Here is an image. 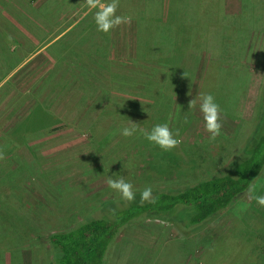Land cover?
I'll return each mask as SVG.
<instances>
[{
    "label": "rangeland",
    "instance_id": "obj_1",
    "mask_svg": "<svg viewBox=\"0 0 264 264\" xmlns=\"http://www.w3.org/2000/svg\"><path fill=\"white\" fill-rule=\"evenodd\" d=\"M164 1L120 0L117 14L131 17L136 47L140 22L150 36L168 19ZM241 5L239 14L218 16L206 7L199 26L210 24L211 33L197 36L172 64L163 61L170 50L160 48L169 41L158 28L147 56L128 59L127 24L98 31L85 0H0V143L19 123L29 128L10 148L14 156L0 163V264L5 258L54 264L50 234L120 196L108 186L110 176L123 175L134 190L182 187L238 151L252 131L264 85V0ZM209 73L223 123L214 141L199 108ZM130 120L149 131L167 123L183 142L164 151L139 132L124 137ZM255 185L253 195H264V172ZM9 243H17L12 260L3 252ZM242 258L264 264V206L248 191L189 235L158 218L131 225L106 264H232Z\"/></svg>",
    "mask_w": 264,
    "mask_h": 264
},
{
    "label": "trees",
    "instance_id": "obj_2",
    "mask_svg": "<svg viewBox=\"0 0 264 264\" xmlns=\"http://www.w3.org/2000/svg\"><path fill=\"white\" fill-rule=\"evenodd\" d=\"M185 1L186 3L183 5ZM172 2H175V5L171 4ZM171 3L168 19L159 20L161 25L154 26L151 35L155 34L157 28L160 29L162 36L167 38L166 41H169L160 49L170 50V56L162 60L175 64L176 57L183 54L184 51L186 52L189 46L198 40L197 36H204L207 31L211 33L210 24L198 26L201 19L205 21L206 14H208L206 7L210 10H208L209 12L213 10L217 16L224 14V0H195L193 4L187 0H171ZM172 5L173 7H171ZM191 11L193 16L192 20H189L190 16L187 13ZM194 20L196 23L192 25ZM140 23L137 56L139 59H144L152 49L153 43L150 41L153 37L144 35L143 23ZM183 24H185V28L182 27ZM192 27L196 31L195 34H193ZM211 75L209 73L202 88L210 94V88L213 86ZM38 110L40 107H36L32 112L37 113L38 119L41 120ZM24 123L21 122L15 126L5 138L4 143H0V149L4 151L6 161L14 156L13 149L10 148H17L25 140V134L29 132V128H26ZM21 128L26 130L23 135L20 132ZM8 149L10 150L7 151ZM4 160H0V163ZM19 165L15 164L17 172L16 167ZM263 172L264 85L256 107L251 133L238 151L221 167L209 170L206 176L182 187L150 186L156 198L155 203L141 204L140 194L145 188L134 190L136 192L134 202H126L121 196H118L102 203L92 215L80 219L66 229L50 234L49 242L54 264H106L113 244L123 232L131 225L144 219L158 218L174 224L186 235L194 233L246 193L249 185L256 183ZM6 250L11 252L13 257L11 260L14 259L17 243L7 244V248L3 250L5 254ZM247 262L244 258L242 261L234 259L232 264H246Z\"/></svg>",
    "mask_w": 264,
    "mask_h": 264
},
{
    "label": "clouds",
    "instance_id": "obj_3",
    "mask_svg": "<svg viewBox=\"0 0 264 264\" xmlns=\"http://www.w3.org/2000/svg\"><path fill=\"white\" fill-rule=\"evenodd\" d=\"M89 11H94V21L97 25V30L108 33L114 28L123 24L131 23V17L125 15H118L120 0H85ZM186 76V75H185ZM197 101L191 99L189 102V109L196 107ZM199 108L203 115L206 131L210 134V139L214 141L221 135L223 128L222 110L220 105L216 102L215 97L210 93H200ZM185 123H188V118L185 116ZM137 132L141 133L149 142L159 146L164 151H171L179 147L183 142L180 136V130L173 131L167 123L157 124L151 130L144 129L139 123L130 120V126L122 128L121 135L124 137H132ZM6 158L5 153L0 149V160ZM108 186L114 191L120 193L121 198L126 202H134L136 192L133 184L127 180L123 175L118 178L109 177L107 179ZM256 190L255 183L249 185L248 192L251 198L260 205L264 206V195H253ZM141 204L155 203L156 198L151 187H146L140 194Z\"/></svg>",
    "mask_w": 264,
    "mask_h": 264
},
{
    "label": "crops",
    "instance_id": "obj_4",
    "mask_svg": "<svg viewBox=\"0 0 264 264\" xmlns=\"http://www.w3.org/2000/svg\"><path fill=\"white\" fill-rule=\"evenodd\" d=\"M190 4L195 3V0H189ZM186 3V1H185ZM242 0H225V5H224V12L227 15H233L234 13H241L243 11V6L241 5ZM169 6H170V2L168 0L164 1V6L163 9L164 11L168 12L169 11ZM165 7V8H164ZM245 7V6H244ZM167 14V13H166ZM188 16H190L189 20H192L191 17L193 16V12L191 11L190 13H187ZM194 22L196 23V21L194 20ZM199 26V25H198ZM136 30L135 26H131V24H127V29L125 30L127 32V38H125V45L127 48V54H128V59H132L135 60L136 56H137V47H136V43H135V36H134V31ZM123 40V42H124ZM122 41L120 40L119 43H121ZM123 43H121L122 45ZM115 46V45H114ZM26 254V253H25ZM11 261L5 258V262L1 263V264H11ZM29 262L27 261V264ZM13 264V263H12Z\"/></svg>",
    "mask_w": 264,
    "mask_h": 264
}]
</instances>
